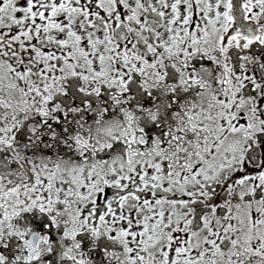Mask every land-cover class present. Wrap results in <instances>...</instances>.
<instances>
[{
	"label": "snow or ice",
	"instance_id": "6c2138e0",
	"mask_svg": "<svg viewBox=\"0 0 264 264\" xmlns=\"http://www.w3.org/2000/svg\"><path fill=\"white\" fill-rule=\"evenodd\" d=\"M0 264H264V0H0Z\"/></svg>",
	"mask_w": 264,
	"mask_h": 264
}]
</instances>
